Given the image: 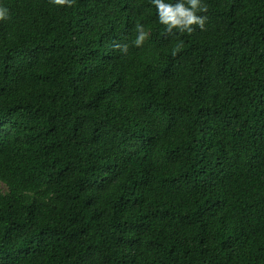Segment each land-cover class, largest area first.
Returning a JSON list of instances; mask_svg holds the SVG:
<instances>
[{"label": "trees", "instance_id": "trees-1", "mask_svg": "<svg viewBox=\"0 0 264 264\" xmlns=\"http://www.w3.org/2000/svg\"><path fill=\"white\" fill-rule=\"evenodd\" d=\"M203 2L169 35L151 0H0V264H264V0Z\"/></svg>", "mask_w": 264, "mask_h": 264}, {"label": "clouds", "instance_id": "clouds-1", "mask_svg": "<svg viewBox=\"0 0 264 264\" xmlns=\"http://www.w3.org/2000/svg\"><path fill=\"white\" fill-rule=\"evenodd\" d=\"M51 2L56 5L71 7L74 0H51ZM151 3L155 5L159 22L165 26L166 33L169 35H174L175 31L191 34L196 30V27L201 30L205 28L208 17L201 13H206L208 6L203 0H175V2L151 0ZM9 18V9L0 5V20ZM135 31L137 35L131 44L141 47L149 38V33L140 22L136 23ZM129 46L128 43L112 42L113 49L119 50V52L124 54H127ZM180 47H182V42L177 45V49Z\"/></svg>", "mask_w": 264, "mask_h": 264}]
</instances>
